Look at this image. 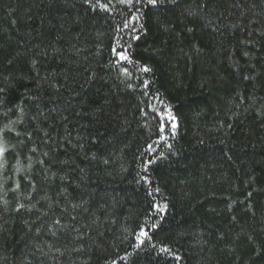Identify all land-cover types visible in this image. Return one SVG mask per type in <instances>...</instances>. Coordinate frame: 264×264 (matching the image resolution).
<instances>
[{
  "label": "trees",
  "instance_id": "1",
  "mask_svg": "<svg viewBox=\"0 0 264 264\" xmlns=\"http://www.w3.org/2000/svg\"><path fill=\"white\" fill-rule=\"evenodd\" d=\"M0 264H264V0H0Z\"/></svg>",
  "mask_w": 264,
  "mask_h": 264
}]
</instances>
